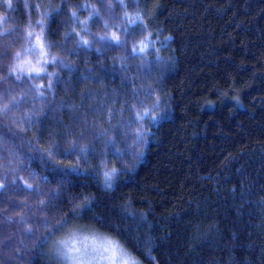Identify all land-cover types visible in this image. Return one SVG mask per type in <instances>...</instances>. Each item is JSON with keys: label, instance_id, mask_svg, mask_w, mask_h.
<instances>
[{"label": "trees", "instance_id": "1", "mask_svg": "<svg viewBox=\"0 0 264 264\" xmlns=\"http://www.w3.org/2000/svg\"><path fill=\"white\" fill-rule=\"evenodd\" d=\"M0 33V264H58L74 227L264 264V0H0Z\"/></svg>", "mask_w": 264, "mask_h": 264}, {"label": "rangeland", "instance_id": "2", "mask_svg": "<svg viewBox=\"0 0 264 264\" xmlns=\"http://www.w3.org/2000/svg\"><path fill=\"white\" fill-rule=\"evenodd\" d=\"M41 52V47L36 44L35 47L29 52L31 56H39ZM55 240L52 246L54 247V252L57 257L56 261L58 264H72L71 261L64 259L61 256L62 251H67L68 248H78L80 253H72L73 255H80L81 253H86V259L91 260V264H110V261L106 257L111 255V252H105V248H110L111 246H116L117 258L116 264H120L122 259H129V261H135L136 264H141L139 260L128 253L119 243L112 240L97 231H92L88 228L74 227L69 230L61 240ZM61 241L67 242V246L61 244Z\"/></svg>", "mask_w": 264, "mask_h": 264}, {"label": "snow or ice", "instance_id": "3", "mask_svg": "<svg viewBox=\"0 0 264 264\" xmlns=\"http://www.w3.org/2000/svg\"><path fill=\"white\" fill-rule=\"evenodd\" d=\"M8 7H11V0H8ZM137 18H139V15L137 16ZM132 22L134 23L135 21H132ZM0 35H3V34L0 33ZM28 35L32 36V33L29 32ZM42 36H43V33H41L40 35H38L36 37V43H37V45H39L41 47V57L43 58L44 56L47 55V53H45L43 51V47L44 46H43V42H42V39H41ZM101 39H104V38L102 37ZM111 40L119 42V36H117L116 33H112ZM83 42L85 44L88 43V41H86V40L83 41ZM145 47H147V45L142 46L139 49V51L143 52L145 50ZM19 55L20 54L17 53V56H19ZM53 60H55V57H53ZM31 71L39 73V72L44 71V69L41 68V67L32 66L31 67ZM155 106L158 107V101L156 102ZM4 111H7V107L4 108ZM148 115H149V112L145 111L143 116L138 115V119L142 120L144 118V116H148ZM151 119L152 120H156L157 116H152ZM137 139L142 140L143 137L138 135ZM102 175L104 177V186H105L106 189H108V188L112 187L114 179L119 175V170L117 168L113 167L110 170H104ZM45 180H46V178H45ZM27 186L29 188L32 187L31 185H27ZM3 187H4V185L0 184V188H3ZM90 203H91L90 201L86 200L85 203L80 206L81 209L88 208L90 206ZM60 243L64 244L65 246H67V242H65V241H61ZM105 252H111V255L106 257V259H108L110 261V264H116V258H117V255H118L116 246L113 245L110 248H105ZM72 253H80V249H78V248H68L67 251H62L61 252V256L64 259L71 261L72 264H91V260L90 259H86V256H87L86 253H81L80 255H73ZM120 264H136V262L135 261H129V259L125 258V259L121 260Z\"/></svg>", "mask_w": 264, "mask_h": 264}, {"label": "clouds", "instance_id": "4", "mask_svg": "<svg viewBox=\"0 0 264 264\" xmlns=\"http://www.w3.org/2000/svg\"><path fill=\"white\" fill-rule=\"evenodd\" d=\"M87 41V40H86ZM29 62L28 61H21L18 65L14 66L12 68V71H17L18 69L20 68H23L26 64H28ZM27 70L31 71V68H28ZM18 78V77H17ZM12 99H16V97H12ZM3 108H6L8 107V104L5 103L3 106Z\"/></svg>", "mask_w": 264, "mask_h": 264}]
</instances>
